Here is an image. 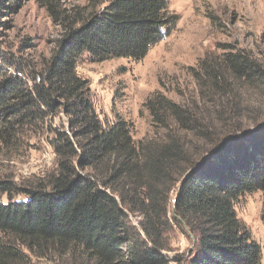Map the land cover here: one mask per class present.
<instances>
[{"label": "trees", "instance_id": "trees-1", "mask_svg": "<svg viewBox=\"0 0 264 264\" xmlns=\"http://www.w3.org/2000/svg\"><path fill=\"white\" fill-rule=\"evenodd\" d=\"M25 1L0 6L12 10ZM40 3L63 33L40 69L12 73L0 63V142L39 131L59 111L69 130L53 129V174L29 187L0 180V264H31L28 253L167 264L165 234L184 226L197 237L188 264H262L261 247L235 206L243 195L264 192V124L242 132L245 118L263 113H245L240 105L246 93L264 95V65L236 44L207 53L188 69L198 98L186 104L154 93L144 107L156 138L136 142L121 116L102 122L77 64L84 56L142 61L173 34L180 16L168 0H88L70 11L61 0ZM15 192L26 199L15 201ZM133 214L142 218L139 229L129 220Z\"/></svg>", "mask_w": 264, "mask_h": 264}, {"label": "rangeland", "instance_id": "rangeland-1", "mask_svg": "<svg viewBox=\"0 0 264 264\" xmlns=\"http://www.w3.org/2000/svg\"><path fill=\"white\" fill-rule=\"evenodd\" d=\"M168 2L180 21L173 34L155 46L144 60L94 62L84 56L76 68L78 75L88 83L90 99L102 122L112 124L117 115L121 116L131 124L136 142L156 138L152 117L144 107L154 93L163 92L170 99L186 104L198 98L196 82L188 69L195 67L207 53L220 54L223 44H236L250 51L264 65V0ZM87 3L88 0H61V8L70 11ZM62 30L40 0L21 2L12 10L0 6V63L12 73L16 67L40 69L50 58ZM253 93H246L240 105L245 113L247 110L254 115L263 114L256 120L245 118L243 134L264 124V95L259 98V93ZM56 128L69 130L62 111L49 117L39 131L18 136L13 144L0 142V180L11 179L22 187H29L31 181L53 174L57 169V156L50 143ZM13 194L15 201L26 199L23 194ZM7 197H2L3 202H8ZM174 199L173 192L168 201L170 218L176 203ZM235 209L261 247L264 264V192L243 195ZM129 220L139 229L142 218L138 214L130 215ZM165 235L167 248L162 255L168 259L167 264H188L197 244L196 235L187 226L173 227ZM28 254L31 264H95L77 254L40 258Z\"/></svg>", "mask_w": 264, "mask_h": 264}, {"label": "water", "instance_id": "water-1", "mask_svg": "<svg viewBox=\"0 0 264 264\" xmlns=\"http://www.w3.org/2000/svg\"><path fill=\"white\" fill-rule=\"evenodd\" d=\"M263 126V125H262ZM260 127V126H259ZM234 137H228V138H226L225 140H224V142L223 143H225V142H227V141H229V140H232ZM222 145V144H221ZM221 145H218V146H216V147H214L210 152H208L207 154H205L204 156H203V158L201 159V161L199 162V165H198V167H200V166H202V164L205 162V160L210 156V155H212L213 153H215L219 148H220V146Z\"/></svg>", "mask_w": 264, "mask_h": 264}]
</instances>
